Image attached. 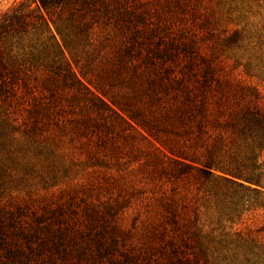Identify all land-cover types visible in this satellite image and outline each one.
<instances>
[{
	"label": "trees",
	"instance_id": "16d2710c",
	"mask_svg": "<svg viewBox=\"0 0 264 264\" xmlns=\"http://www.w3.org/2000/svg\"><path fill=\"white\" fill-rule=\"evenodd\" d=\"M28 1L0 18V189L17 191L0 199V264H212L205 226L220 230V264H264V105L221 103L231 87L195 38L147 7ZM116 130L161 157L145 198L160 217L141 241L121 225L123 202L61 186L72 180L63 159L80 148L103 164ZM199 193L203 210L188 217L182 207Z\"/></svg>",
	"mask_w": 264,
	"mask_h": 264
},
{
	"label": "rangeland",
	"instance_id": "374dc122",
	"mask_svg": "<svg viewBox=\"0 0 264 264\" xmlns=\"http://www.w3.org/2000/svg\"><path fill=\"white\" fill-rule=\"evenodd\" d=\"M24 1L0 0V18ZM127 2L140 8H149L152 15L160 14L163 19L170 21L171 25L174 24V28L186 31L188 38H195L198 45L197 52L204 57H209L215 67V79L222 85L227 83L231 87L229 90L222 87L226 98L221 103L264 105L263 0L259 2L251 0L233 2L229 0H127ZM178 5L182 6V9L177 8ZM35 6L36 4L31 5L32 8ZM211 8H214V13L211 14V26H204L203 22ZM241 30L244 31V35H241L242 38L238 42L223 43V35L227 36ZM249 75H258L259 78ZM237 82L242 84V89L237 87ZM220 91L215 88V97L220 96ZM214 99L216 98L213 97L208 103H216ZM127 134V132L121 133L116 130L108 135L107 146L101 150V153L106 156L102 161L103 164L95 160L91 163L87 162L86 154L80 148L76 150L75 155L69 154L63 159V164L64 168L71 171L72 180L70 182L64 180L61 186L68 183L81 186L83 193H87L86 198L95 199L101 203H110L112 200L123 202L120 214L121 225L125 229L136 230L135 239L139 241L142 236L140 231L145 229L147 221L156 222L160 217L155 205L150 204L148 207V202L145 200L154 192L150 190L156 183V180L152 178L154 172L152 161L159 156L139 138ZM91 149L93 150V147ZM95 152L93 150V153ZM31 160L36 161L34 158ZM158 160H161V157ZM38 164L36 163L37 167H39ZM14 169L19 170L16 167ZM189 182L190 193L197 194L194 182ZM37 183L36 179L32 180V184ZM8 184L5 185V189H0L1 200L7 198L8 193L11 192L17 195L14 187L10 185L7 187ZM201 196L202 194L199 193L196 197H190L186 202L188 207L185 204L182 207L187 209L188 217L193 216V212L188 210L191 209L189 206L196 205L198 209L203 210ZM200 222L203 223L204 219ZM212 229L214 231L208 237L212 264H220L216 255L219 252L216 242L220 230L215 226H205L203 232H209ZM236 229L237 227H234L227 231L231 239L234 238ZM187 255L192 257L190 252H187ZM83 264H104V262L88 261ZM200 264H203L202 259Z\"/></svg>",
	"mask_w": 264,
	"mask_h": 264
}]
</instances>
